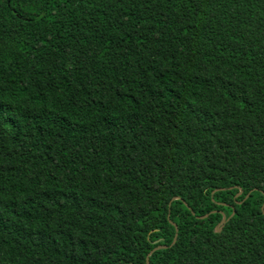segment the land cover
<instances>
[{
    "label": "trees",
    "instance_id": "16d2710c",
    "mask_svg": "<svg viewBox=\"0 0 264 264\" xmlns=\"http://www.w3.org/2000/svg\"><path fill=\"white\" fill-rule=\"evenodd\" d=\"M263 205L264 0H0V264H264Z\"/></svg>",
    "mask_w": 264,
    "mask_h": 264
},
{
    "label": "water",
    "instance_id": "95a60500",
    "mask_svg": "<svg viewBox=\"0 0 264 264\" xmlns=\"http://www.w3.org/2000/svg\"><path fill=\"white\" fill-rule=\"evenodd\" d=\"M243 193V191L240 189V191H239V193L237 194V197L238 196H240L241 194ZM249 196V194L246 196V197H248ZM174 199H178L177 197H175ZM263 208H264V205H263ZM234 214V213H233ZM232 214V215H233ZM230 220V217H227L226 215H224L223 214V219H222V221L219 223V225L216 227V231L217 232H220L221 230H222V228H223V226L228 222ZM176 235H175V238H174V240H173V243H172V245H174L175 243H176V241H177V237H178V227H176ZM167 246H158V247H156L155 249H153L150 253H149V255H148V257H147V264H150V262H149V259H150V256L155 252V251H157V250H159V249H161V248H166Z\"/></svg>",
    "mask_w": 264,
    "mask_h": 264
}]
</instances>
